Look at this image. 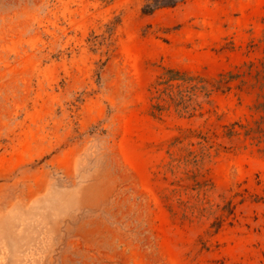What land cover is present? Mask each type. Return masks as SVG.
I'll return each instance as SVG.
<instances>
[{
	"label": "rangeland",
	"instance_id": "374dc122",
	"mask_svg": "<svg viewBox=\"0 0 264 264\" xmlns=\"http://www.w3.org/2000/svg\"><path fill=\"white\" fill-rule=\"evenodd\" d=\"M0 0V264H264V0Z\"/></svg>",
	"mask_w": 264,
	"mask_h": 264
},
{
	"label": "trees",
	"instance_id": "16d2710c",
	"mask_svg": "<svg viewBox=\"0 0 264 264\" xmlns=\"http://www.w3.org/2000/svg\"><path fill=\"white\" fill-rule=\"evenodd\" d=\"M181 1L183 0H149V3L146 6V11L151 12L161 6H171Z\"/></svg>",
	"mask_w": 264,
	"mask_h": 264
}]
</instances>
